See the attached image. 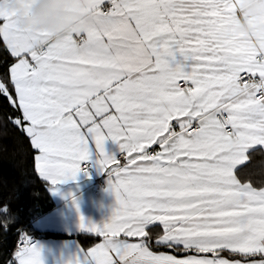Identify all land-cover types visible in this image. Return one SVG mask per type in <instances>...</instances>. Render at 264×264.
<instances>
[{"label": "snow or ice", "instance_id": "snow-or-ice-1", "mask_svg": "<svg viewBox=\"0 0 264 264\" xmlns=\"http://www.w3.org/2000/svg\"><path fill=\"white\" fill-rule=\"evenodd\" d=\"M91 2L83 39L40 52L0 19L14 58L0 76L2 126L30 141L53 185L93 149L109 173L111 217L81 224L102 238L88 264H264V186L234 174L264 146V53L226 35L231 0ZM7 264H43L39 246L18 235Z\"/></svg>", "mask_w": 264, "mask_h": 264}, {"label": "crops", "instance_id": "crops-1", "mask_svg": "<svg viewBox=\"0 0 264 264\" xmlns=\"http://www.w3.org/2000/svg\"><path fill=\"white\" fill-rule=\"evenodd\" d=\"M230 7L231 13L225 24L226 35L253 51L264 53V0H231ZM0 19L16 31L34 37L30 47L40 52L47 46L61 45L72 38L73 31L86 34L95 22L96 12L91 0H0ZM255 148L264 153V146L259 145L248 152ZM104 150L120 158L118 154L121 150L110 138L105 140ZM98 156L96 150H90L88 159L80 164V167L87 164L89 171L79 170L74 177L62 178L54 185L43 179L54 206L30 222L38 237L36 244L43 264H88L86 249L101 242L102 238L99 237L85 247L76 237L78 234L97 236L88 228L81 227L82 222L86 225L107 222L116 204L109 187V173L101 169ZM247 161L248 158L237 164L234 174ZM97 180H102L103 184L99 186ZM152 231L162 233V227ZM44 232L63 235L43 236ZM155 239L153 234V244ZM132 242H135V238H132ZM159 250L167 251L164 248ZM171 254L182 257L185 253Z\"/></svg>", "mask_w": 264, "mask_h": 264}, {"label": "trees", "instance_id": "trees-1", "mask_svg": "<svg viewBox=\"0 0 264 264\" xmlns=\"http://www.w3.org/2000/svg\"><path fill=\"white\" fill-rule=\"evenodd\" d=\"M14 60L0 42V76ZM3 108L0 106V216L7 219V229L0 230V264H7L21 231L36 235L30 222L54 206L46 182L34 170V155L30 141L10 125L2 126ZM242 180L253 186H264V153L255 148L248 152V161L236 170ZM7 211H3L4 206ZM43 236L60 237L59 232H44ZM80 243L87 247L98 236L78 234Z\"/></svg>", "mask_w": 264, "mask_h": 264}, {"label": "built area", "instance_id": "built-area-1", "mask_svg": "<svg viewBox=\"0 0 264 264\" xmlns=\"http://www.w3.org/2000/svg\"><path fill=\"white\" fill-rule=\"evenodd\" d=\"M74 36H78V37H80L81 39H83V35L77 33L76 31H73V32H72V37H74ZM118 155L120 156L121 153H119ZM80 170H81L82 172L89 171V166H88L87 164H84V165H82V166L80 167ZM97 183H98L99 186L103 184L102 180H97ZM20 234H25V235H27V236H28V237H29V238H30L35 244H36L37 241H38V237H37L35 234L28 233V232H26V231H21V232L19 233V235H20ZM17 239H18V237H17ZM17 239H16V245H17ZM16 245H15V247H16ZM13 251H14V250H13ZM13 251H12V252H13ZM12 252L10 253V258H9V259H11V254H12Z\"/></svg>", "mask_w": 264, "mask_h": 264}, {"label": "bare ground", "instance_id": "bare-ground-1", "mask_svg": "<svg viewBox=\"0 0 264 264\" xmlns=\"http://www.w3.org/2000/svg\"><path fill=\"white\" fill-rule=\"evenodd\" d=\"M11 253V252H10Z\"/></svg>", "mask_w": 264, "mask_h": 264}]
</instances>
